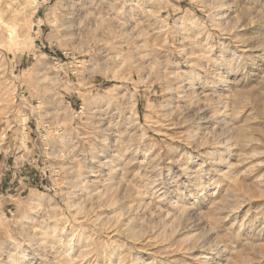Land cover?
Instances as JSON below:
<instances>
[{"label": "rangeland", "instance_id": "1", "mask_svg": "<svg viewBox=\"0 0 264 264\" xmlns=\"http://www.w3.org/2000/svg\"><path fill=\"white\" fill-rule=\"evenodd\" d=\"M0 264H264V0H0Z\"/></svg>", "mask_w": 264, "mask_h": 264}]
</instances>
